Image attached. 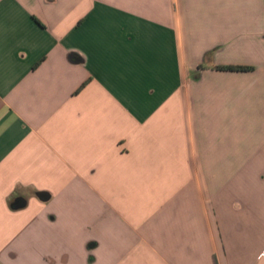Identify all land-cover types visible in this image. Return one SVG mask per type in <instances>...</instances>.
<instances>
[{
  "label": "crops",
  "instance_id": "obj_1",
  "mask_svg": "<svg viewBox=\"0 0 264 264\" xmlns=\"http://www.w3.org/2000/svg\"><path fill=\"white\" fill-rule=\"evenodd\" d=\"M0 264H264V0H0Z\"/></svg>",
  "mask_w": 264,
  "mask_h": 264
},
{
  "label": "trees",
  "instance_id": "obj_2",
  "mask_svg": "<svg viewBox=\"0 0 264 264\" xmlns=\"http://www.w3.org/2000/svg\"><path fill=\"white\" fill-rule=\"evenodd\" d=\"M218 70H222V71H243V72H247V71H252L253 68L252 67H247V66H217Z\"/></svg>",
  "mask_w": 264,
  "mask_h": 264
},
{
  "label": "water",
  "instance_id": "obj_3",
  "mask_svg": "<svg viewBox=\"0 0 264 264\" xmlns=\"http://www.w3.org/2000/svg\"><path fill=\"white\" fill-rule=\"evenodd\" d=\"M40 197L43 200H48V198H49L47 194H41ZM25 204H26L25 201L20 199L17 201L15 206H16V208H21V207H24Z\"/></svg>",
  "mask_w": 264,
  "mask_h": 264
}]
</instances>
